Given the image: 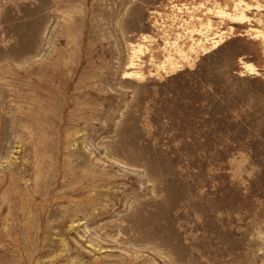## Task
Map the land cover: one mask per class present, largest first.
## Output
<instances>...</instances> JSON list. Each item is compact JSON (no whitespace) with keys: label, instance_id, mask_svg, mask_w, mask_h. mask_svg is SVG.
I'll use <instances>...</instances> for the list:
<instances>
[{"label":"rangeland","instance_id":"obj_1","mask_svg":"<svg viewBox=\"0 0 264 264\" xmlns=\"http://www.w3.org/2000/svg\"><path fill=\"white\" fill-rule=\"evenodd\" d=\"M0 264H264V0H0Z\"/></svg>","mask_w":264,"mask_h":264}]
</instances>
